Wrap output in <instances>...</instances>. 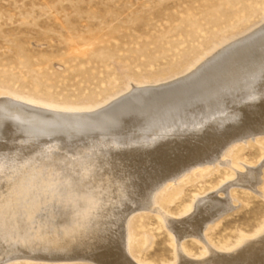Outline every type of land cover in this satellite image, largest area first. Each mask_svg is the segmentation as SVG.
Returning a JSON list of instances; mask_svg holds the SVG:
<instances>
[{
  "label": "rangeland",
  "instance_id": "obj_1",
  "mask_svg": "<svg viewBox=\"0 0 264 264\" xmlns=\"http://www.w3.org/2000/svg\"><path fill=\"white\" fill-rule=\"evenodd\" d=\"M263 24L264 0H0V99H4L10 104L22 103L47 112L96 113L99 111L98 109L107 107L113 101L130 94L134 89L170 85L189 75L191 71L193 72L203 65L204 61L205 63L209 61L211 55L214 56L219 51L232 46L230 49L232 53L222 63L220 62L223 68L220 67L221 64L219 63L215 67H211L205 74L203 73L198 79L188 83L187 87L176 89L177 94L170 91V93H166V103L170 104L168 99L171 97L173 99H171L170 105L181 103L187 99L184 102L190 100L189 106L191 108L196 103L193 100L213 91V88L223 81L226 72L233 65L236 67L244 61L241 58L249 59L264 50V43L261 44V41L248 46L244 43L255 32L263 29ZM247 34L249 35L247 36ZM236 49L239 50L236 51ZM247 50L251 51L248 52ZM236 62L238 64H235ZM223 72H225L224 75ZM183 90L185 94L182 93ZM234 91L237 89L234 88ZM146 98L148 102L133 99L112 115L116 118L145 115V112L152 110V108L155 109L154 107L151 108V106H155L151 103V98L147 95ZM174 98L179 99L174 102ZM230 98L232 99L228 105L230 109L227 111L224 106L219 111L221 114L219 120H227L226 116L230 115L238 116L242 107L246 105V101L244 97H241L240 92L232 93ZM261 104L264 102L256 103L258 107ZM5 105L9 107V104ZM11 108V110L9 109L11 113L13 111L17 113H15L14 121V118H6V115H9V110L7 114L3 111L0 112V143L3 141V144H0L2 150H0V162L7 161L8 158L16 159L15 162L20 158L23 160L19 161L21 165L18 163L20 168L17 165L11 166V172L5 171L0 175V181L5 180L4 183H0L2 184L0 185V209L4 211L7 206L5 211L20 210L21 214L29 215L30 218L36 216L34 218L36 222L42 221V226L48 227V231L42 227L41 230L40 227L37 228L36 232H33L36 234L35 238L26 233L21 234V247L29 250H41L52 255L70 254L74 245L86 238L89 230L87 229L88 219L92 211L98 206L103 211H124L126 207L124 203L128 200V194L137 190L140 184L135 180L134 171L129 172L132 175L129 176V179L127 176L124 177L127 171H123L126 173L122 171L118 173V169L112 168L113 170H111L109 167L107 169L109 173L112 174L115 171L112 178L115 177L116 186L119 188L114 187L113 192L116 190L113 193L114 196H112L113 194L104 196L108 201L105 199L101 201L98 197L97 199L92 192V184L81 185L74 180L80 173L82 166L86 164L83 160L74 159L76 158L73 156L75 152L59 153L60 155L54 156L51 150L44 148L37 153L38 157L30 156L31 150H33L31 146L38 138L54 136L53 134L59 131L61 136L89 131L97 132L99 129L95 127L93 129L97 122H87L88 126L85 122L71 123L76 125L74 128V125L69 126L70 123L60 122L58 124V121H49L51 119L48 118L49 120H38L39 122L42 121L39 123L40 126H43L41 127L42 132L38 125H35L37 130L33 127L34 131L32 126L35 122L31 123L29 119L26 121L17 116L22 113L27 115L26 110L21 107L20 110L18 106L12 107V105ZM197 109H199L198 106ZM197 111L199 112V110ZM197 111L192 115L187 112L186 117L194 120L191 122L192 124L197 123L195 118L200 119V112ZM237 111L239 112L237 113ZM12 115L14 114L12 113ZM18 117L21 120H17ZM6 119L8 120L7 123H5ZM108 119H103V121ZM181 119L183 118H179L183 123L177 124V126L175 123L173 125L166 123V129L172 130L171 128L175 127L173 128L175 132L176 129L188 130V125H185V121ZM28 120L29 123H27ZM226 120V124L220 122L223 126L219 123L218 130L227 129L229 122ZM22 121L26 122L23 123ZM25 124L28 126H25L26 131L23 128ZM62 124L63 126H61ZM58 125L59 131H57ZM12 126L17 127L13 129L17 130L18 134L12 129ZM64 126L68 128L65 127L64 129ZM162 127L160 126L161 133L166 132V129ZM154 128L156 126H153L152 129L154 130ZM20 130L22 131L19 132ZM211 130L207 127L205 131L209 134ZM49 131L52 132L49 133ZM28 132L31 135L34 132L33 137L34 135L39 137H36L37 139L31 138ZM4 133H7L6 135L9 137L3 136ZM262 133L253 135L252 138L248 136L247 138L232 140L221 151L222 154L220 153L221 155L218 156L220 158L216 157L212 160L213 163L206 162L194 165L185 169L171 181L167 180L155 192L151 208L143 204V193L129 198L128 208L131 211L126 219L128 251L126 255L129 259L134 264H178L181 260L178 250H181L182 257L186 260L194 261L208 258L210 261H214V255H211L210 252L215 254L216 251V254L220 252L221 255L224 253L228 255V253L235 252L242 247V243L247 240H254V238L257 239L262 236L264 234V132ZM40 134L43 135L40 136ZM59 134L56 133L55 136L59 137ZM136 134L134 132L131 135ZM137 135L139 136V134ZM2 136L6 138H1ZM10 141H15L13 142L14 145ZM17 146L19 147L17 148ZM23 151H27V153H22ZM2 154L6 156H1ZM57 155L58 158H56ZM111 155L112 158L116 157L113 155L117 154ZM89 156L85 159H93V155ZM60 157L68 158L66 159L67 162L74 159L73 179L68 181L63 179L62 181V179H51L50 176L48 179L46 178L48 171L42 173L39 167L35 165L38 160H56L59 163L58 167H60V163L62 165L67 163L66 160L63 162L64 159ZM108 158L110 159V156ZM124 163H120V165L122 167L132 166V163L125 165ZM58 167L57 169H60L62 166ZM10 170L8 169V171ZM116 172L117 175H115ZM6 175L8 176L6 177ZM16 177H20L21 180L19 178L15 180ZM13 178V181L16 182L10 184V180ZM33 178L34 180H32ZM237 179L241 182H238ZM127 180L129 183L126 182ZM17 181L21 183L19 184ZM72 181L74 185L76 183V187H73ZM24 183L26 185H23ZM10 185H14L15 188L13 189ZM126 186L127 188H125ZM226 187L227 190H225ZM7 191L12 192L10 196ZM213 191L220 198L228 196L226 198L229 201L227 210L225 209L223 213L217 215L201 228V237L183 236L180 241H177L180 243L179 247L173 232L167 229L165 225L163 214H166L165 217L181 219L190 213L199 196L209 194V192L213 194ZM14 194L17 195V198ZM11 195H14L15 198ZM9 197L11 198L8 199ZM108 197H111L110 200ZM12 198L14 199L12 200ZM4 199L12 200L11 202L14 201V203ZM102 202L104 203L101 204ZM5 203L7 204L5 205ZM67 213L66 222L60 228L52 229L51 227L60 223V218ZM263 249L264 237L247 249L245 253L247 256L244 255V258L259 256L262 261L257 264H264ZM42 257L2 258L1 264H99L80 257Z\"/></svg>",
  "mask_w": 264,
  "mask_h": 264
},
{
  "label": "bare ground",
  "instance_id": "obj_2",
  "mask_svg": "<svg viewBox=\"0 0 264 264\" xmlns=\"http://www.w3.org/2000/svg\"><path fill=\"white\" fill-rule=\"evenodd\" d=\"M258 28H261V27H258ZM248 35L249 34H247V36ZM258 41H261V44H262V42L264 43V28L260 29L258 32H255V34L250 36L244 43L248 46V45H253L254 43H257ZM231 48H232V46L228 47L225 50L219 51L214 56L211 55L212 57L209 59V61H206V63L204 61V63H202L203 65H201L198 68L195 67L196 69L193 72L191 71L190 74L188 73L189 75H186L185 77L182 76L183 78H180L179 80L175 81L174 83H171L170 85L169 84L163 85L162 87L161 86L160 87L154 86L153 88L151 87L148 89H134V91L130 92V94L124 95L123 97L113 101L107 107L105 106L101 110L98 109L99 111L96 113H93V112L90 113L89 112L88 114H86L87 112L86 113L85 112L84 113L83 112H77V113L47 112V111H43L41 109H36V108L31 107L29 105H24L22 103H19V104L17 103L16 105L14 103L10 104L7 101H5L4 99H0V112L3 111L7 114V111L9 109L10 110L12 109L11 105H12V107L13 106H18L19 108L21 107L23 110H26L25 112L27 113V115L22 113L21 115H17V116H19L21 119L22 118L25 119L26 121H27V119H29L31 123L35 122L34 125L32 124L33 125L32 128L33 127L36 128L35 125H38L40 127L39 129H41V132L43 130L41 127H43V126H40L39 123L42 122L43 119L47 120L48 118L51 119V120L48 119L49 121H52V120L58 121L59 122L58 124H60V122L61 123L65 122L66 124L67 123H70V124L71 123H80V122L81 123L85 122V124H86L87 122H90V123L91 122H97L98 125L94 123L95 126H93V129H94V127L99 129V131H97V132L89 131L86 133L70 134L68 136H61V134H59L61 132L59 131L60 127L58 125L57 131H59V132H56V131L55 132L59 134L58 135L59 137L55 136L56 133L53 134L54 136H51V135L49 137L42 136V138H38L39 136L37 137V135H36L38 140H36V142L33 143V145L31 146L32 148L30 147L33 150H31V154L30 153H28V154H30V156H37V153L41 152V150H43L44 148H48L49 150H51L52 154L54 156H56V154H59V153L68 152V154H69L70 151H72V153L75 152V154L73 156H75L76 158H74V159H78L80 161L83 160L84 162H86V164L84 163L85 165L82 166V169L79 171L80 173H78V175L76 173L77 178H74L73 173H72L73 171H75L74 159H70L68 161L69 162L68 163L66 160L69 158L68 155H67L68 158L65 157V159L63 157H60V158L64 159V160H62L63 162L66 160V162L68 163V164L66 163L65 165H62L60 163V165L62 167L60 165L59 166L62 169L60 167H58L59 163H57L56 160H51V161L38 160V162H36L35 165L39 167V169L42 171V173H47V171H48V173H47L48 176L46 174H42V175H46L47 176L46 178H48L50 176L51 179L52 178L53 179L54 178L55 179H62V181H63V179L68 181L71 178L72 179L74 178L75 182H78L81 185L86 184V183L92 184V186H93L92 192L94 194V197H96V198L98 197L99 199H101V201H103L102 199L107 200L106 198H104V196L112 195L114 192H116V190L113 192V190L117 187L116 186L117 181L115 180L114 175H113L114 179L112 178V174H113V172H115V171H113V172L111 171V170H113L112 168H114V170L118 169V173H120V171H122V172L127 171V173L123 172V173L127 174V175L125 174V176H124L125 178H126V176L127 177L132 176V175H130L129 172L134 171L135 172L134 177L136 178L135 180L137 182H139L140 187L137 190L130 192V194H128L127 199L130 200L129 198H131L135 195H140L141 193H143V200H144L143 204L145 206H148L149 208H151L152 204H153V198H154L155 192L167 180L171 181V179H173L175 176L177 177V175H179L181 172L185 171V169L190 168L194 165L206 163V162L207 163L210 162V164L213 163L214 161L212 162V160H214L216 157L220 156L222 154L221 151L232 140L243 139L245 137L247 138L248 136H251L250 138H252L253 135H257V134L259 135V133L261 134L262 132H264V104H261L260 107H258L256 105V103H260L261 101L264 102V100H262V99H264V50L260 54H257V55L254 54L255 56L254 57L252 56L249 59L248 58L247 59L241 58L244 61L241 63L239 62L240 64L237 65L236 67H234V65H233V67L227 71L228 73L226 72V76L224 77L223 81L220 84L218 83V85L215 88H213V91L207 92L205 94L203 93L204 95H201V97H199V98L196 96L198 99H196L197 101L193 100V102L195 101L196 103L194 105H192L191 108L189 106L191 104L190 100H188V102H184L187 99L186 100L183 99L184 101L182 100L183 102H181V103L179 102V103L170 105L171 99H173L171 97L170 99H168V100H170V104L165 102V96H167L166 93H170V92L176 93V91L179 88H182L184 86L187 87L190 84V82H193L194 80L198 79V77H200L203 73L205 74L211 67H215V65L219 64L220 62L222 63L223 60L225 58L229 57L230 53H232V51L230 50ZM237 50H239V49H236V51ZM249 51H251V50H249ZM256 51H257V49H256ZM240 52H241V50H240ZM244 52H246V51L244 50ZM251 55H252V53H251ZM247 57H248V55H247ZM234 58H235V56H234ZM230 59L232 60L231 57H230ZM226 64H228V63H226ZM235 64H238V63L236 62ZM216 67H218V66H216ZM220 67H222V64L220 65ZM211 71H212V69H211ZM223 71H225V70H223ZM221 74H222V72H221ZM224 74H225V72H223V75ZM217 76H218V74H217ZM207 77L209 78L208 75H207ZM220 80H222V79H220ZM203 81L205 82V79ZM209 83H212V82L209 81ZM198 87H199V85H198ZM234 88L237 89V91H234ZM173 89H175V90H173ZM191 89H192V87H191ZM231 92L232 93L240 92L241 97H244V99L246 101V105H244L241 110L239 109L240 114L238 116H235V115L234 116H231V115L226 116L228 119L227 120L225 119V120L227 122H229L228 123L229 126L227 127V129L218 130L219 129V127H218L219 123L223 122V124H224V122H225V120H223V119L222 120L218 119L219 116L221 117V114L219 113V111H221L224 108V106H225L227 111L230 109V107L228 108V105L232 101V99L230 98V95L232 94ZM148 93H150V94L148 95ZM182 93H184V90ZM187 93H189V92H187ZM146 95H147V97H150L152 100V102L151 101H149V102H151L152 104L155 105V106H151V108L154 107L155 109L152 108V110L145 112V115L131 116L129 114L130 117H128V118L127 117L116 118L112 115L114 112L116 113L117 110L124 107L125 104H127L128 102H130L133 99H139L141 101L148 102V100H146L147 99ZM173 96H174V94H173ZM193 96H195V95H193ZM187 97H189V96H187ZM177 99H179V98H177ZM177 99L174 98V102H175V100L177 102ZM151 103H150V105H152ZM5 104H9L10 108L8 106H6ZM143 105L145 106V104H143ZM197 106L199 107V109H197ZM21 108H20V110H21ZM147 108H148V106H147ZM1 109H4V110H1ZM143 109H144V107H143ZM10 110L8 111L9 115H6L7 116L6 118L7 119L8 118L9 119L14 118L13 119V121H14L16 118L15 117L16 111L14 113V111L12 110L13 111L12 113L14 114V115H12ZM197 110H199L200 115L202 117L200 116V119L195 118V121L197 123L192 124L191 122H193L194 120H193V118L191 119V118L186 117V115H188L187 112H189V114L192 115ZM238 112L239 111H237V113ZM10 113H11V115H10ZM18 113H20V112H18ZM182 114H185V115L182 116ZM224 114H225V112H224ZM122 116L123 115L121 114V117ZM4 117H5V115H4ZM19 117L17 118V120L20 119ZM178 117L183 118L181 120L185 121L184 124L185 125L187 124L189 129L188 130L187 129H176V132L173 131V128H175V127L171 128L172 130L166 129L167 124L173 125V123H175L176 126H177V124H182L183 122L181 123V121L179 120ZM106 118H109V119L107 121H103V119H106ZM7 119L5 120L6 121L5 123L8 122ZM29 120L27 123H29ZM38 120H42V121L39 122ZM92 120H94V121H92ZM13 121H11V122H13ZM26 121H24V122H26ZM46 122L48 123V121H46ZM90 123H89V125H90ZM225 124H226V122H225ZM12 125H14V124H12ZM51 125H52V123L50 124V126ZM56 125H57V123H56ZM73 125L71 124L69 126H73ZM80 125H82V124H80ZM86 125L88 126V123ZM171 125H170V127H172ZM220 125H221V123H220ZM5 126H6V124H5ZM9 126H10V124H9ZM18 126H19V122H18ZM25 126H27V125L26 124L24 125V127H23L24 130L26 129ZM61 126H63V124ZM75 126L76 125H74L73 127L75 128ZM153 126L154 127L156 126V128H154V130L152 129ZM160 126H163L162 128L166 129V132H164L165 134L161 133L162 130L160 129ZM221 126H223V125H221ZM2 127H1V130H2ZM15 127L12 126V129ZM58 127H59V130H58ZM65 127L66 126H64V129H65ZM78 127H81V126H78ZM194 127H196V128H194ZM207 127L212 129L211 131H209V134H207L205 131L207 129ZM10 128H7V129L9 130ZM34 128H33V130H34ZM44 128H45V126H44ZM67 128L68 127H66V129ZM45 129H44V131H45ZM50 129H51V127H50ZM86 129H87V127H86ZM100 129H102V130H100ZM13 130L15 132H17V134H18L17 130H15V129H13ZM33 130H31V131H33ZM36 130H37V128H36ZM11 131H9V132H11ZM21 131L22 130H20L19 132H21ZM28 131H30V130H28ZM47 131H48V129H47ZM5 132H7V131L5 130ZM51 132L49 131V133H51ZM134 132L139 134V136L137 134L131 135ZM28 133L30 134V132H28ZM6 134L7 133H4L3 136H5ZM33 134H35V133L33 132L32 135L30 134L31 136L28 134L27 135L32 138ZM236 134H238V135L235 137ZM41 135H43V134H40V136ZM3 136L1 138H4ZM6 137H9V136L6 135ZM34 137H35V135H34ZM11 138H10V140H11ZM7 139H9V138H7ZM29 141H31L30 138H29ZM10 142H12V141H10ZM13 142H15V141H13ZM13 142L11 144H13ZM6 145H7V143H6ZM18 147L19 146H17V148ZM10 148H12V147L10 146ZM13 149H15V148H13ZM0 150H1V147H0ZM3 151H6V150L3 149ZM24 152L27 153V151H23L22 153H24ZM28 152H29V150H28ZM114 153L117 154V155H113L116 157L111 158V156H112L111 154H114ZM90 154H91V156L93 155L92 156L93 159H85ZM4 155L2 154L1 156H4ZM20 155H22V154H20ZM70 155H72V154H70ZM54 156H53V158H54ZM91 156H89V157H91ZM109 156L111 159L110 162H109L110 159L109 158H108L109 160L107 159V157H109ZM28 158H29V156H28ZM32 158H36V157H32ZM56 158H58V155ZM219 158L220 157H218V159ZM8 159L9 160L4 161L2 163L0 162L1 163L0 164V175H1V173L2 174L5 173V171L11 172V170H12L11 166H15V165L19 166V164H20L19 161L22 158H20L17 162H15L16 159H12V158H8ZM59 161H61V160H59ZM70 162H73V163H70ZM23 163L25 165V162H23ZM120 163H122V164L124 163V165L126 163H132V166L122 167L120 165ZM57 167L60 169H57ZM109 167L111 168L110 171L112 172V174L109 173L107 170V169H109ZM18 168H20V166ZM8 169L9 170L11 169V170L8 171ZM22 171H19V172H22ZM14 175L17 176L18 174H14ZM42 175H40V176L42 177ZM115 175H117V172ZM7 176L8 175H6V177ZM21 176H22V174H21ZM243 176H240V177L242 178ZM6 177H4V178H6ZM116 177L118 178V176H116ZM250 177L252 179V175ZM250 177H247V178H250ZM17 178H19V180H21L20 177H16L15 180H17ZM21 178H23V177H21ZM129 179H130V177H129ZM13 180H14V178L10 180V184H15L14 182H16V181H13ZM32 180H34V178ZM133 180H134V178H133ZM243 180H245V179H243ZM3 181L5 182V180H3ZM3 181H0V183L1 182L4 183ZM55 181H58V180H55ZM17 182L19 183V181H17ZM49 182L52 183L51 180H49ZM72 182H71V184H72ZM114 182H116V184H114ZM126 182H128V180ZM238 182H241V181L238 180ZM247 182L249 183V181H247ZM18 183H17V186L19 187ZM38 183H41V182H38ZM128 183H126V185L129 186ZM0 185H2V184H0ZM23 185H26V184L24 183ZM23 185H20V186H23ZM75 185H76V183H75ZM75 185L73 182V187ZM10 186H12V185H10ZM12 187H13V189L15 188L14 185ZM122 187H123V184H122ZM118 188H119V186L117 187V189ZM120 188H121V185H120ZM125 188H127V186ZM0 189H1V187H0ZM16 189H15V193H16ZM9 190H11V188ZM225 190H227V187ZM125 191H123V193ZM8 192H9L8 195L10 196V194L12 192L7 191V193ZM21 192L23 193V191H21ZM18 193H20V192L18 191ZM211 193L212 192H209V194L199 196L196 199V201L194 202L193 208L190 211V213L181 219L165 217L166 214H163V216H164L163 220H165L164 221L165 225H166L167 229H169L173 232L174 237L176 239L175 240L176 243H177V241H180V239L183 236H187V235H192L194 237H199V236L201 237V235H200L201 234L200 233L201 228L204 225H206L208 222H210L213 218H215L217 215H219L220 213H223V211H225V209L228 207L229 201L226 199L228 196H225L226 198H223V197L220 198L217 196L216 193H214V191H213V194H211ZM226 193H227V191H226ZM125 194H126V192H125ZM14 195H11V196H14ZM114 195L115 194H113L112 196H114ZM15 196L17 198V195H15ZM15 196H14V198H15ZM10 198L11 197H9L8 199H10ZM14 198H12V200ZM110 198L111 197H108L109 200H110ZM8 199L7 200L4 199V200H6L7 202L12 201V200L9 201ZM114 199H116V198H114ZM94 200H95V198H94ZM128 200H127V202L124 203L126 206V207L124 206L125 207L124 211H103V209L102 210L99 209L101 207H99V206H98L99 208L96 207L95 210L92 211V214L89 216V219H88L87 229H89V230H88L86 238H84L82 240V242L80 241L79 243H76L73 247V251H71L70 254H65V255H52V254H49V253L41 251V250H29L27 248L21 247V244H20V235L21 234L26 233V234H29L30 236H32V238H35L34 236H36V234H33V232L34 231L36 232L37 228L40 227V230L43 228L44 230H47V231L49 229H47L48 228L47 226H42V223H41L42 221L36 222L34 219V218H36V216L34 218L33 217L30 218L29 215L27 216L24 213L21 214L20 210L19 211H13V210L11 211L10 207H9L10 211H5V210H7L6 209L7 206H6L4 208L5 209L4 211H2L3 209H0V264H1L2 258L3 259L19 258V257H31V258L36 257V258H38V256L39 257L43 256L42 258L80 257V258H84V259H90L93 262L99 263V264H134L133 261H131L129 259V257L126 255L128 253V251H127L126 219H127L128 215L131 211V209L128 208L129 207V204H128L129 201ZM17 201H18V199H17ZM11 203L13 204L14 201ZM103 203L104 202H102L101 204H103ZM0 204H1V202H0ZM6 204L7 203H5V205ZM97 205H98V203H97ZM97 205H95V206H97ZM1 206H3V205H1ZM18 207H19V205H18ZM110 207H111V205H110ZM19 209H20V207H19ZM97 209H98V211H96ZM111 209H112V207H111ZM67 216H68V213L66 215L62 216V218H60L61 219L60 223H57V224L53 225L52 227L51 226H49V227H51L52 229L60 228L66 222ZM51 217H53V216H51ZM55 220H57V219H55ZM58 220H59V218H58ZM44 221H46V220H44ZM263 237H264V234L257 239L254 238V240L249 239L246 242L244 241L245 243H242V247L238 248L235 252L232 251V253H228V255H225V253H224V255H221L220 252H218V254H216L217 253L216 251H215V254L213 252H210L211 255H214L213 256L215 258L214 261H210L208 258L201 259V260H194V261L186 260L184 257H182V251L178 250V253H179V256L181 259L178 264H246L247 262L249 264H257V263L262 261L259 258V256H253L250 258L245 257L244 258V255H246L245 253H246L247 249H249L250 246L256 244ZM179 244L180 243H177V245L180 247ZM179 249H181V248H179ZM257 252H258V250H257Z\"/></svg>",
  "mask_w": 264,
  "mask_h": 264
}]
</instances>
